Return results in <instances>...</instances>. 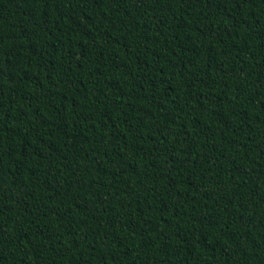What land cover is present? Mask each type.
Masks as SVG:
<instances>
[{"label":"trees","instance_id":"16d2710c","mask_svg":"<svg viewBox=\"0 0 264 264\" xmlns=\"http://www.w3.org/2000/svg\"><path fill=\"white\" fill-rule=\"evenodd\" d=\"M0 264H264V0H0Z\"/></svg>","mask_w":264,"mask_h":264}]
</instances>
